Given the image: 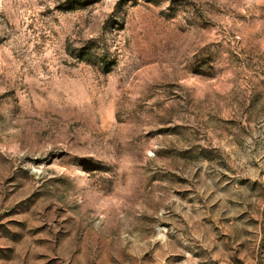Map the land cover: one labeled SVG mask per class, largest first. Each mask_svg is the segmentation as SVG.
<instances>
[{
  "label": "rangeland",
  "instance_id": "rangeland-1",
  "mask_svg": "<svg viewBox=\"0 0 264 264\" xmlns=\"http://www.w3.org/2000/svg\"><path fill=\"white\" fill-rule=\"evenodd\" d=\"M0 264H264V0H0Z\"/></svg>",
  "mask_w": 264,
  "mask_h": 264
}]
</instances>
